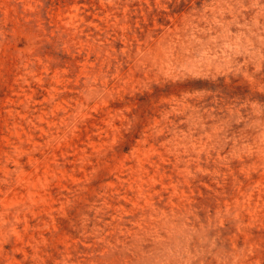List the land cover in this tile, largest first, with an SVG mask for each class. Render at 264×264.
Returning a JSON list of instances; mask_svg holds the SVG:
<instances>
[{
  "label": "rangeland",
  "instance_id": "rangeland-1",
  "mask_svg": "<svg viewBox=\"0 0 264 264\" xmlns=\"http://www.w3.org/2000/svg\"><path fill=\"white\" fill-rule=\"evenodd\" d=\"M0 264H264V0H0Z\"/></svg>",
  "mask_w": 264,
  "mask_h": 264
}]
</instances>
